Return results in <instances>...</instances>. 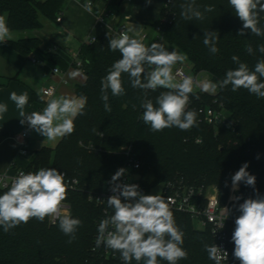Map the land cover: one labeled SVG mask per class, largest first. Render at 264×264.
Returning a JSON list of instances; mask_svg holds the SVG:
<instances>
[{"label":"trees","instance_id":"trees-1","mask_svg":"<svg viewBox=\"0 0 264 264\" xmlns=\"http://www.w3.org/2000/svg\"><path fill=\"white\" fill-rule=\"evenodd\" d=\"M189 2L191 0H165L154 27L164 42L186 54L193 74L204 73L210 81L218 82L229 69L237 67L231 60L233 55L250 70L264 60V53L258 51V46L264 44V36L251 34L250 30L243 36L238 35L242 21L235 15L229 0H195V6L204 14L203 20L181 17V5ZM62 5L63 0H0V16L6 19L10 34H27L40 29L43 20H55ZM205 6H212L214 10L205 12ZM167 13L172 14L171 21L164 23L162 19ZM260 17L259 26L264 28V13H260ZM207 31L218 34L219 52L216 54L210 53L203 44ZM114 37L105 35L94 43H85L77 53L81 62L78 70L85 81L75 88V93L86 97L87 102L85 114L74 120V132L62 137L54 149L43 147L27 156V169L52 167L78 179L79 189L67 192L64 200L70 206L69 214L82 221L75 240L69 243L70 237L60 230L59 221L50 225L48 217L43 222L33 218L8 232L0 226V264H124L118 251L96 246L98 225L111 214L105 213L89 197L110 189L112 175L124 167L125 158L121 153L126 147L139 164L136 170L139 185L146 191L159 183L183 178L190 185L216 187L219 201L224 205L232 175L248 163L247 171L256 177L255 188L241 182L237 193L241 199L230 203L229 207L233 214H240L237 208L244 199L255 198L257 192L264 196V98L243 88L232 91L231 85L218 88L216 93L195 92L189 97L188 110L197 112V126L186 131L172 127L153 132L141 119L145 92L132 88L127 74H122L125 95L116 97L109 91L111 112L104 108L101 80L121 58L118 51L113 52L108 47L109 38ZM6 43L25 59L33 54L46 64L62 69L68 66L58 54L41 51V42L36 37L22 36ZM249 44L254 50L251 55L246 51ZM2 86L0 77V88ZM163 91L167 90H148L147 99L155 104L156 97ZM206 107L223 111L228 122L208 124L199 112ZM4 136L7 132L0 128V138ZM5 191L0 190V194ZM173 216L184 232L183 248L188 252V258L178 264H213L204 247L212 245L209 233L196 230L186 214L173 213ZM227 227L231 261L240 264L233 256L235 245L231 240L235 223L230 222ZM158 261L167 264L159 258ZM131 264L137 262L133 260Z\"/></svg>","mask_w":264,"mask_h":264},{"label":"clouds","instance_id":"clouds-1","mask_svg":"<svg viewBox=\"0 0 264 264\" xmlns=\"http://www.w3.org/2000/svg\"><path fill=\"white\" fill-rule=\"evenodd\" d=\"M147 3L150 4L151 0H147ZM229 4L242 21L239 36L249 30L256 36H264V28L259 26L260 13H264V0H229ZM82 7L91 12L90 2ZM181 8V17L185 20L204 19L203 12L195 6V0L182 4ZM213 10L212 6L204 8L205 12ZM134 31L128 29L117 37L109 38V49L118 51L121 58L112 64L107 75L101 80V99L106 111L111 112L108 103L109 91L112 96L125 95L122 74L128 75L132 88L145 92V99L141 103L144 109L141 119L153 132L172 127L186 131L197 126V112L188 110L189 97L195 94L196 88L203 92L216 93L218 88L224 89L231 85L232 91L243 88L258 98H264V81L261 80L264 78V60L258 61L254 70H250L246 63L233 55L231 60L237 67L229 69L225 77L218 82H201L192 76H183L178 80V74L173 73V67L186 61V54L176 49L168 51L163 43L145 45L142 39L129 35V32ZM203 37V44L209 52L218 53L217 32H204ZM11 39L6 19L0 16V43ZM92 39L95 41V37ZM246 51L251 55L254 50L249 44L246 45ZM258 51L264 53V44L258 46ZM55 71H58V67ZM158 88L167 91L161 92L154 104L151 99H147V92L156 91ZM10 98L19 109H23L28 103L27 94L17 95L12 92ZM86 102L87 98L83 96L49 99L42 112L25 115L21 111L23 119H20V122L24 124L27 121L31 129L46 137V140L54 141L74 132V120L77 116L85 114ZM7 110L6 104H0V116ZM248 166V163H244L232 175L233 191L238 190L241 182L255 188L256 177L247 171ZM126 171L125 168L118 169L109 181L113 195L106 201L113 214L100 221L96 246L103 244L108 249L118 251L124 264H131L133 260L137 264L141 261L143 264H159L158 258L167 261V264H178V261L186 260L188 252L183 248L184 232L176 225L170 208L171 198L166 199L160 194L146 195L137 184L120 183V178ZM225 186H228L227 182ZM66 194L65 174L56 168H41L28 173L21 171L13 178L8 190L0 194V226L8 232L33 218L43 222L46 217H51L53 222L59 221L60 230L70 237L68 242L71 243L75 240L82 221L69 213H62V202L66 199ZM232 199L239 201L241 197L234 196ZM237 210L240 215L235 219V229L231 237L235 245L233 256L240 264H264V196L257 192L255 198L244 199ZM230 213L231 209L222 207L219 229L224 227ZM204 247L208 258L215 264L227 261L228 253L221 247L214 243Z\"/></svg>","mask_w":264,"mask_h":264},{"label":"crops","instance_id":"crops-1","mask_svg":"<svg viewBox=\"0 0 264 264\" xmlns=\"http://www.w3.org/2000/svg\"><path fill=\"white\" fill-rule=\"evenodd\" d=\"M164 1L151 0L149 4L147 0H79V2L63 0L62 8L56 16V18L61 17L60 22L56 19L43 20L40 29L25 33L24 36L38 38L41 42V51L58 54L68 64L66 69L45 62L33 64L31 57L39 60L33 54L25 59L15 51L6 52L11 68L7 72H2L3 74L0 72L3 83L0 88V104H6L8 109L0 116V128L7 132V136L0 138V173L11 175L18 169L28 167V157L18 153L23 141H26L29 153L43 147L54 149L61 141L62 138L54 141L46 140V137L27 126V121L21 124L20 119L23 117L20 113L23 111L25 115H30L33 112H42L49 99L60 96L78 97L75 88L84 83L85 76L73 65V56L78 53L81 45L87 43L92 37L95 39L105 35L117 37V32L121 29L124 31L134 29L135 31L129 32V35H135L136 38L144 35L145 45L150 46L151 43H156L158 32L154 23L160 18ZM89 2L91 12L82 7ZM10 35L12 40L21 37L17 34ZM164 45L168 51L176 49L180 52L166 42ZM27 62H30L31 68L26 67ZM177 65H182L191 72V66L187 60L177 63L173 70ZM57 67L59 72L54 74L52 69ZM73 73L77 75L73 76ZM196 75L201 81L209 80L204 73ZM50 85L55 87L56 92L48 100H44L41 90ZM12 92L17 95L27 94L28 103L23 109H19L11 100ZM24 131H27V136L22 138Z\"/></svg>","mask_w":264,"mask_h":264},{"label":"built area","instance_id":"built-area-1","mask_svg":"<svg viewBox=\"0 0 264 264\" xmlns=\"http://www.w3.org/2000/svg\"><path fill=\"white\" fill-rule=\"evenodd\" d=\"M171 16H172L171 13H167L163 17L162 21L164 23L170 22ZM56 21L60 22L61 17H57ZM123 31L124 30L122 29L119 30L117 32V36ZM138 38L144 40L145 36L142 35L141 37ZM95 41H93V39L90 38L87 43L91 44L94 43ZM163 42L164 41L161 35L158 33V36L156 37V43H163ZM30 60L33 64L36 65L41 63V61H39L36 57H31ZM73 63L75 64V67L77 68L81 67V62L78 61L77 54L73 56ZM55 70L56 68L52 69V72L54 74L59 72V70L58 71ZM173 73L178 74L177 75L178 80L181 79L183 76H192L193 78L200 80L196 74H193L192 72L188 71L182 65H177L173 70ZM55 92H56L55 87L50 85L44 87L41 90V95L44 100H48L50 97H52L55 94ZM195 92L205 93L201 91L199 88H196ZM199 112L203 115L204 120L208 124L215 125L219 121L228 122L226 115L222 111H215L211 107H206L204 109H201ZM27 126H29L28 123ZM26 136H27V131H24L22 133V138H25ZM18 153L21 156H25V157L28 156L29 151L26 141H23L20 144ZM121 154L125 158V164L123 168H125L127 171L126 174L120 178L119 182L139 185V174L136 173V170L139 169V164L134 160L131 154V149L128 147L123 148ZM21 171L28 173V172H35L37 170L21 168L16 170L11 175H7L6 173H0V190H8V187L11 186L13 178H15ZM60 172L65 174V184L67 186V192L76 191L79 189V181L77 178H73L69 176L64 171H60ZM5 185H7L8 187H5ZM160 185H161V190L158 194L164 196L166 199L169 197L171 198L172 203L170 204V208L172 212L188 215L191 219L192 225L194 226L193 223H196V225L198 226V228L194 227L196 230L208 232L212 238V244L213 243L216 244L217 246L221 247L223 250L227 251L228 253V259L227 261H224L223 264H233L231 261L230 250L228 245L227 224L230 222L235 223V219L240 214H233L231 211L230 215L225 220L224 227L222 229L218 228V224L221 222L222 207L229 208V203L234 202L232 197L237 195L238 190L235 191L234 193L232 192V195L229 198L226 205H221L218 198L216 187L190 185L183 178H175L166 181ZM139 189L144 194L150 195L152 188L149 191H146L139 185ZM111 195H113V193L110 191V189L103 190L100 194H97L94 197L90 196L91 197L90 200L93 201L97 206L102 207L105 213L112 215L113 210L108 207L106 201ZM121 199L123 200V197H121ZM62 204H63V207L61 209L62 213H70L69 204L65 201H63ZM48 221L50 225H55L58 222V220L53 222V218L51 217H48ZM105 253H107V251ZM213 264H215L214 261Z\"/></svg>","mask_w":264,"mask_h":264},{"label":"rangeland","instance_id":"rangeland-1","mask_svg":"<svg viewBox=\"0 0 264 264\" xmlns=\"http://www.w3.org/2000/svg\"><path fill=\"white\" fill-rule=\"evenodd\" d=\"M18 35H21V37L22 36H24L25 34H18ZM165 43V42H164ZM163 43V44H164ZM165 46V45H164ZM14 51V50H11V48L7 45V43H5V42H2V43H0V72H1V74H3L2 72H7L8 70H10V68H11V65H10V62H9V60H8V56L6 55V52L7 51ZM13 53V52H12ZM26 67L27 68H31L32 66H31V64H30V62H27L26 63ZM199 78V77H198ZM223 112V111H222ZM224 113V112H223ZM225 114V113H224ZM235 174V173H234ZM160 184H162V183H159V184H157L156 186H154L152 189H151V192H150V195H155V194H158L159 192H160V190H161V185ZM212 187H214V186H212ZM239 188H238V191H239V189H240V184H239V186H238ZM232 192H233V190H232V184H230V188H229V192H228V196H227V199H226V202H225V204L224 205H226L227 204V202H228V200H229V198L231 197V195H232ZM234 193V192H233ZM238 193V192H237ZM237 196V195H236ZM229 205H230V203H229ZM230 208V207H229ZM233 213V212H232ZM194 224V227L195 228H198V226L196 225V223H193Z\"/></svg>","mask_w":264,"mask_h":264}]
</instances>
